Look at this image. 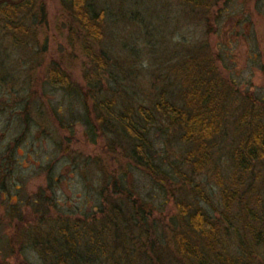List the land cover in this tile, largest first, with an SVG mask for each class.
Segmentation results:
<instances>
[{
  "label": "rangeland",
  "instance_id": "rangeland-1",
  "mask_svg": "<svg viewBox=\"0 0 264 264\" xmlns=\"http://www.w3.org/2000/svg\"><path fill=\"white\" fill-rule=\"evenodd\" d=\"M91 2L105 14L106 33L100 48L107 56V69L99 72V88L115 99V109L127 104L150 107L161 91L181 105L178 67L197 65L213 72L227 111L216 144V170L228 178L234 172L227 154L236 137L237 118L251 107L264 122V0H212L209 4L202 0L198 7L183 0ZM42 3L44 13L39 22H31L33 35L27 37L26 47L16 48L0 26V264L55 262L53 254L47 256L32 245L30 233L37 231L42 237L50 228L55 231L66 223L99 222L110 203L128 194L127 190L132 195L129 200L144 203V210L135 214V221L131 218L134 225L124 233L129 262L116 254L112 259V250L103 256L79 249L77 260L68 257L65 264H181L170 235L175 204L183 194H190V185L200 184L216 210L191 197L218 219L222 209L213 168L192 173L184 161L188 146L180 141L175 127L157 116L148 138L153 159L172 177L167 184L124 156L127 143L113 127L88 132L82 101L73 90L50 85L47 70L57 65L70 77L72 87L82 91L90 64L79 41L69 37L60 0ZM255 174L253 185L262 197L252 200L250 208L259 219L252 223L259 231L264 226V162ZM121 201V209L127 211L131 201ZM235 211V207L229 210ZM254 235L236 222L225 241L235 251L240 236L249 241ZM263 245L251 250L250 264L264 262V254H258L264 252Z\"/></svg>",
  "mask_w": 264,
  "mask_h": 264
},
{
  "label": "trees",
  "instance_id": "trees-1",
  "mask_svg": "<svg viewBox=\"0 0 264 264\" xmlns=\"http://www.w3.org/2000/svg\"><path fill=\"white\" fill-rule=\"evenodd\" d=\"M183 1L198 7L202 0ZM205 1L209 4L212 0ZM60 4L70 26L69 37L79 41L82 54L91 69L85 74L87 84L82 91L72 87L70 77L57 65L48 68V83L66 92L73 90L77 94L86 111L85 122L89 128L88 132L94 134V131L102 126L113 127L127 143L123 148L127 150L124 156L130 159L136 168L147 172L151 177H159L161 182L165 180L166 184L172 177L153 159L148 130L149 126L155 123L156 116L175 127L179 132L180 141L188 146L184 153V161L191 172L200 174L213 168L211 172L218 180L222 209V212L220 210L218 212V219H215L197 204L198 198L210 205L213 211L216 210V207L212 206L214 204L211 203L210 195L200 184L190 185V194H183L178 199L175 204L177 212L171 220L170 235L174 249L180 257L179 262L250 264L253 261L251 250L264 244V240L260 238L264 234V226L259 231L254 230L252 223L253 221L258 223L259 219L255 218L256 214L250 208L252 200L258 201L257 199L262 197V192L259 187L253 185L251 178L256 172H260L264 162V122L260 115L248 107L237 118L234 131L236 137L233 138L231 151L227 154L229 165L234 172L230 176L226 175L228 178L223 177L217 173L215 155L217 139L223 133L227 111L221 86L213 72L203 70L197 65L178 67L176 76L182 81L181 105L168 100L161 91L155 100H151L150 107L127 104L123 105V108L115 109V99L103 94L99 88V72L107 69V56L100 48L106 33L104 11L96 10L91 0H60ZM43 13L42 0H0V26L16 48L26 47L27 37L33 35L31 22H39L40 14ZM235 172L242 173L243 177L235 176ZM119 176L125 178L123 174ZM224 180L231 183L225 184ZM108 182L109 178H104V183ZM122 189L124 190V187ZM104 192L102 189V197ZM126 192L128 194H121L118 191L121 197H118L115 203L113 201L110 203L107 215L99 222L95 223L94 220L91 223L85 221L83 224L66 223L55 231L50 228L42 237L37 231L34 235L30 233L29 239L33 238L32 245L45 251L47 256L53 254L55 262L51 264H65L68 257L71 261L77 260L79 249L100 252L103 256L113 253L110 251L112 250L114 251L112 259H116V254V257L129 262L130 252L123 241V237H126L124 233L134 225L130 220L132 218L135 221V214L138 215L142 209L144 210V203L139 201L138 204L136 200H129L132 199V195L128 190ZM191 195L197 198H192ZM122 199L131 201V207L127 205L129 208L127 211L120 207L124 204ZM118 200L121 202L118 203ZM136 205L138 209L134 210L133 207ZM233 207L236 209L234 214L229 212ZM127 213L130 216H127ZM236 222H240L241 229L255 235L248 238L249 241L240 236L233 251L228 246L230 242L227 243L225 240L228 231L232 234L233 224Z\"/></svg>",
  "mask_w": 264,
  "mask_h": 264
}]
</instances>
